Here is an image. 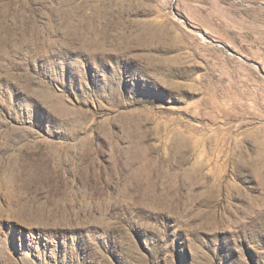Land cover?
<instances>
[{
    "label": "rangeland",
    "instance_id": "obj_1",
    "mask_svg": "<svg viewBox=\"0 0 264 264\" xmlns=\"http://www.w3.org/2000/svg\"><path fill=\"white\" fill-rule=\"evenodd\" d=\"M0 264H264V0H0Z\"/></svg>",
    "mask_w": 264,
    "mask_h": 264
}]
</instances>
